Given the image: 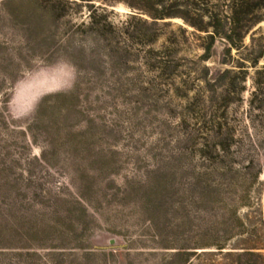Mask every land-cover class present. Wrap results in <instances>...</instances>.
Wrapping results in <instances>:
<instances>
[{
  "label": "rangeland",
  "instance_id": "rangeland-1",
  "mask_svg": "<svg viewBox=\"0 0 264 264\" xmlns=\"http://www.w3.org/2000/svg\"><path fill=\"white\" fill-rule=\"evenodd\" d=\"M0 264H264V0H0Z\"/></svg>",
  "mask_w": 264,
  "mask_h": 264
}]
</instances>
